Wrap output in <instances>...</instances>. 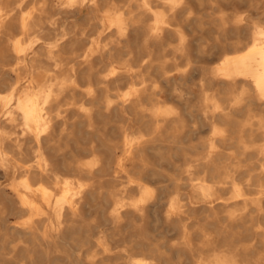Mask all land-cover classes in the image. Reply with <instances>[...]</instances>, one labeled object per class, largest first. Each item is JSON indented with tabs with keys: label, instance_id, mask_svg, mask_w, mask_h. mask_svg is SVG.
Listing matches in <instances>:
<instances>
[{
	"label": "bare ground",
	"instance_id": "1",
	"mask_svg": "<svg viewBox=\"0 0 264 264\" xmlns=\"http://www.w3.org/2000/svg\"><path fill=\"white\" fill-rule=\"evenodd\" d=\"M155 1L0 0V263L264 264V0Z\"/></svg>",
	"mask_w": 264,
	"mask_h": 264
},
{
	"label": "rangeland",
	"instance_id": "2",
	"mask_svg": "<svg viewBox=\"0 0 264 264\" xmlns=\"http://www.w3.org/2000/svg\"><path fill=\"white\" fill-rule=\"evenodd\" d=\"M35 1V2H34ZM38 0H26L23 8L24 9H30L31 6H33ZM105 1H102V3L100 4L101 7L104 5ZM11 3H15V0H11ZM34 3V4H33ZM165 0H159V1H155L154 2V6L157 8V9H160V8H165ZM104 7V6H103ZM197 8V11L199 13H205V17H204V20H208V19H211L210 16L206 15L207 12L209 13L212 9L211 8H201L199 5L196 6ZM90 13V8L88 7H85L83 8L80 12H68V13H64L66 15H64L63 13L62 14H59L57 15L59 18H60V21L59 23H62L66 25L67 23V26H70L72 24H77V26L75 27L77 31H80L81 29H85L88 31V33L91 35V34H97L98 31H99V25H98V19H94V20H89V16H86ZM101 11H98L97 15H101ZM73 14V15H72ZM69 15V16H68ZM218 14H215L214 16H217ZM71 16V17H70ZM83 16V17H82ZM66 17V18H65ZM82 17V18H81ZM142 19H143V22L145 24H148L151 22L152 20V16L151 14L149 13H145L143 14L142 16ZM210 17V18H209ZM71 18V19H69ZM81 18V19H80ZM74 19V20H73ZM66 20H70V21H67ZM76 20V21H75ZM78 20V21H77ZM87 21V22H86ZM86 22V23H85ZM91 25H90V24ZM93 24V25H92ZM98 26V27H97ZM206 26V30L205 31H202L199 33V35L203 34L204 36H206L207 39H204L203 40L206 42H213L215 40L216 37H222L221 36V31H216V30H211L210 28V25H205ZM80 27V28H79ZM90 30V31H89ZM20 30L17 29V35L20 34ZM172 42L174 44L177 43V39L172 37L171 38ZM210 40V41H209ZM199 44V43H197ZM172 46L169 47V49H172L171 48ZM206 47V46H205ZM207 48V47H206ZM219 50V48H212L211 52L209 54H206L205 56L208 57V56H212V54H214L215 52H217ZM14 77V76H12ZM26 79L24 78V80L22 79L21 82H25ZM1 90V89H0ZM170 103L174 104L175 102L174 101H171ZM175 160V159H174ZM174 160H161L159 162V165H158V169L161 170L162 173L165 174L164 177H162V179H164L165 181L163 182V184L165 185H168L170 182V179L172 177H175L177 176V174H179V163L178 161L175 160V163H174ZM150 180H153V179H150ZM152 184L153 185H156L157 182L156 181H152ZM172 189L174 190L172 184L170 187H167L166 190H165V194H166V198H165V202L168 200V197L169 196H172V195H175V191H172ZM224 195L226 196H229L231 194V192L229 190H225L223 191ZM194 197L196 200L198 201H201L203 200V197L202 195L200 194L199 190H196L194 191ZM168 209V204L165 203L163 205V208H161V214L162 216H164V213L166 212V210ZM91 211V212H90ZM86 217L92 219L94 216H96V212L94 209H91V210H86ZM90 213V214H89ZM94 215V216H93ZM198 217H201L204 215L203 212H198ZM11 216V217H10ZM10 216H8V219H9V224L11 225H17V221H23L24 219H26V217L28 216V214H26L25 216L21 217V218H17L15 215H12L10 214ZM92 216V217H91ZM99 216H101L99 214ZM15 217V218H14ZM153 217V218H152ZM154 219V220H153ZM15 220V221H14ZM12 221V222H11ZM154 221V222H153ZM15 222V223H14ZM156 222V223H155ZM149 225V227H148ZM7 227V226H6ZM147 227H148V230L150 232L151 235H153V239L156 238V241L158 240V242H161L164 247L162 249L166 250L167 253L169 254V251L166 249L168 248V246L170 244H174V243H178L181 241L182 237H181V233L178 232L176 229L174 230V228H169L167 223L164 222L163 218H161V220H158L155 218V216H151L150 217V220L147 224ZM195 229V228H194ZM153 231V232H152ZM196 243L197 244H200V239H198V237H196L195 239ZM1 247V246H0ZM9 247L10 245L7 247V251L9 250ZM91 248L88 249V246L85 247L86 249V252L85 253H82V251H77L78 253H80V261L81 263L80 264H88L90 262L89 258L87 257L88 254H93L95 253L97 250H99V246H96V245H92L90 246ZM88 253V254H87ZM12 254H9V256H11ZM100 255V254H99ZM85 258V260H84ZM184 258V262L185 264H193V257L190 255V254H186L183 256ZM87 262V263H86ZM13 264V263H10L8 262L7 260L4 261L3 263H0V264Z\"/></svg>",
	"mask_w": 264,
	"mask_h": 264
}]
</instances>
